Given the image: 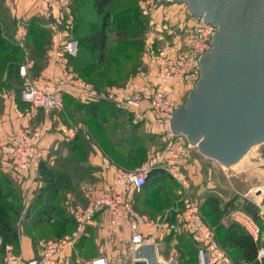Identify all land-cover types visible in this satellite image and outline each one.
<instances>
[{
	"label": "rangeland",
	"instance_id": "rangeland-1",
	"mask_svg": "<svg viewBox=\"0 0 264 264\" xmlns=\"http://www.w3.org/2000/svg\"><path fill=\"white\" fill-rule=\"evenodd\" d=\"M92 1L93 0H84V3H82V1L79 2L73 9V11H75L74 13H76V15H74L75 19L72 15L73 12L70 11L71 16L64 17V20L60 23L64 27H68L69 37H75L81 42L80 53L75 61L77 69L75 72L80 79L88 83L104 87L123 85L127 80L126 78L140 67L157 70V57L163 52L171 55H192L194 53L199 55L201 53L196 46V36L194 32L196 19L190 14L188 4H169L161 0H119L120 6L112 11V16L106 22V45L104 49L102 51L91 52V45L87 41V38L94 32L93 28L100 26L104 22V19L96 15L95 11L92 9ZM1 7L3 6L0 5V21H2L3 24H0L3 30L6 31L7 28L11 27L9 26L11 24L10 20L7 19L6 12H4ZM123 16L124 19H128L130 23H127L124 29L119 30L120 34L124 31L127 36V40L121 41L118 38L119 33L117 32V26L118 21L122 19ZM51 33L52 31L45 27V34L40 39V43L36 47L33 46L30 48L29 54L27 55V57L29 56V62H31V67L33 69L31 71V76L36 81L39 79V72L47 66V64L51 63V65H53L50 59V51L53 49V47H51ZM0 34L2 35V32ZM33 42L32 40V43ZM40 53H42L41 57L34 60L33 58ZM16 66H11L9 68L8 73L10 74V78L5 84L8 86L6 89L15 90L22 84L20 76L15 77L14 75V71H16L17 68ZM53 70L52 87L55 86L56 79L58 80V75L56 78V68L54 65ZM171 83L172 82L168 85ZM180 83L181 82H177V85ZM183 83H187L186 85L189 86L188 90H184V94L176 98L171 95L177 107L186 105L188 102L189 90L194 89L196 79L184 81ZM186 85H184L185 88ZM168 91L172 94L170 89ZM67 95H71V93H67ZM76 98L79 99L78 97ZM28 104L29 109L27 112L34 113L38 110V108L33 107L31 103ZM32 128H40V124H35ZM57 146L56 143L53 145L55 148ZM37 162L39 165L43 164L42 159L40 160L39 157ZM44 164L45 166L41 174L44 177L43 180L46 181V183L53 182L57 187L56 183L60 185L61 178H57V171H59V169H55L56 162L48 166V162L45 160ZM223 167L224 168H217V166L211 165L207 179H211L212 184L208 191L196 185L190 188L188 183L187 187L179 183V186L174 188L173 194H168L164 191V194L158 197L155 194L153 197L150 196L153 192L152 187L148 188L144 193L148 207L142 210V212L150 219H154V216H157L154 214L156 210H160L157 207L159 204L162 205L165 212L170 209L169 215H171L174 209V216H172L170 220V223L175 225L173 231L169 232L168 228H163L155 232L159 235L156 243L158 247H160V253H165V263H169L173 259L178 260L179 264L199 263L197 242L191 232L190 228L192 227L189 225L190 221L185 217V212L187 210L186 199L191 197L193 198V202L197 204L202 219H205L214 229L218 244L222 247L224 255L228 257L230 264H251L241 262L239 253L234 248H223L221 236L224 235L225 229L232 225L231 223L233 221L229 213L237 208L243 209L244 206L250 204L254 205V211L259 215L258 223L262 224V229L264 230V207L260 204L264 197V142L253 145L235 165L231 167L223 165ZM81 175H83V173L76 172V179L66 184L63 183L59 188L57 187L62 193L58 192L57 197V205L62 214H56L54 220L36 218V212L39 210L37 208H35L33 212L31 211L30 217L27 216L28 210H30V207L38 198L40 187H35L25 192L21 183L19 184V182L12 177L5 176L2 178L3 193L10 194V197L1 198L0 206H12V209L8 211V218L14 230H17L20 235L27 234L31 237L33 250L36 253L34 257L42 252V248L46 241L50 239H60L71 234L74 231L72 227L74 212L87 207L92 200L87 195H84L87 199L86 202H74V207L71 209L62 208L68 205L67 199L70 193L77 190L74 183L79 184L80 178L82 179ZM181 177L187 180V176L185 177L182 173ZM171 179L177 181L173 176H171ZM155 185L153 186L155 187ZM167 189L168 188L164 187L161 188L160 191ZM169 190L171 189H168V191ZM258 191H260L261 194H259ZM211 195H216L218 200L217 207L215 205L205 206V200L211 197ZM63 201L65 204H63ZM154 220L157 222V219ZM117 228L110 226L111 236H114L115 232L113 231ZM257 243L260 250H264V238L259 239ZM131 245L128 236L123 240L122 246L117 245L116 241L113 239H109L108 241L104 240V243H101L98 241L95 234L91 233L89 230L87 235L81 236L76 241L72 249L69 248L66 251L67 262L68 264H89L94 257L111 255L114 259L113 263L115 264L120 263L118 261L119 257H122V260L126 262L123 264H132L136 260V257L134 255V248L131 247ZM14 253L22 256L21 252L16 253L14 250ZM4 258L5 253H0V264H6ZM263 263L264 261L257 259L253 264Z\"/></svg>",
	"mask_w": 264,
	"mask_h": 264
},
{
	"label": "built area",
	"instance_id": "built-area-1",
	"mask_svg": "<svg viewBox=\"0 0 264 264\" xmlns=\"http://www.w3.org/2000/svg\"><path fill=\"white\" fill-rule=\"evenodd\" d=\"M45 2H57L65 10L70 8L71 0H43ZM164 3H175L174 0H161ZM191 14V12H190ZM192 15V14H191ZM196 19L194 32L196 46L201 52L171 55L162 53L157 57L156 75L153 79L150 69L140 67L132 73L123 85H111L99 89L94 84L80 79L72 65V58L79 50V40L75 37H67L61 43L55 45L50 51V59L56 68L55 86L45 87L32 83L28 78L22 86L21 94L24 101L31 103L33 107L45 112L53 110L63 111L65 108L63 95L71 93L83 102L110 101L119 108L135 115V122L143 119L146 111H150L154 118L164 127L167 138L166 170L184 186L186 180L181 177L178 165L185 160L191 150L196 147L187 137L176 133L172 124L176 110L179 108L173 102V98L167 90V85L172 80L191 81L199 79V65L202 56L212 48V36L217 31V26L207 20L205 14L193 15ZM21 73L27 76L26 65L21 67ZM148 104V109L143 104ZM18 117L25 114L20 109L16 111ZM2 121L0 120V127ZM45 134V127H23L7 137L6 155L0 156V162L13 174L24 177V173L30 171L37 162L38 144ZM157 157L142 166L129 169L119 165H112L113 175L110 186L100 190L90 201L87 207L74 212L76 228L74 231L60 239H50L45 242L42 252L38 257L24 259L14 253V246H5L6 264H68L66 251L75 245L76 241L86 233L98 214H105L109 225L113 228L120 227L127 222L131 231V247L137 249L142 245L155 244L159 236L155 232L168 228L173 231L174 224L170 223L173 215L160 217L157 222L136 208V195L147 183L149 173L155 167ZM38 180L41 176L36 174ZM193 198L186 199L187 210L185 217L190 221V228L199 249L198 264H230L228 257L223 253L215 236L214 229L202 219L197 204ZM231 220L241 225L255 241L264 238L262 224H259L252 215L243 209H235L231 212ZM144 227V228H143ZM0 247L3 239L0 236ZM258 259L264 261V250L259 249ZM109 255H101L93 258L89 264H115ZM119 264L126 263L122 257L118 258Z\"/></svg>",
	"mask_w": 264,
	"mask_h": 264
},
{
	"label": "crops",
	"instance_id": "crops-1",
	"mask_svg": "<svg viewBox=\"0 0 264 264\" xmlns=\"http://www.w3.org/2000/svg\"><path fill=\"white\" fill-rule=\"evenodd\" d=\"M0 5L3 6L1 8L6 12L7 19L10 20L11 24L9 25L11 27L7 28L6 31L1 27L3 35L13 43L19 44L25 53L26 60L20 64L19 68V76L22 80L21 87L25 79L28 78L34 84L52 88L54 70L51 63L39 72L37 81L31 76L33 69L31 62H29V56L27 57L31 48V41L28 38L29 26L33 18H38L42 27L49 28L52 31L51 47H54L69 37L68 27H64L60 23L64 20V17L71 16L70 8L65 10L59 3L43 0H0ZM0 23L3 24L2 21ZM23 65L27 66V76L21 73ZM150 71L154 79L156 70L150 69ZM6 76L7 72L4 78ZM171 82L170 85H167V90L170 89L171 95L175 98L183 95L184 90L189 88L186 85L187 83L180 80H172ZM177 82L182 84L177 85ZM184 85H186V88ZM191 91L192 89L189 90V93ZM65 95L67 94L65 93ZM101 103L102 110L92 112L86 109L83 111L73 107L70 99H68L63 111L45 112L38 109L33 113L27 112L29 104L23 101L21 93L17 94V89L3 88L0 92V120L2 121L0 127V156L7 154L6 146L8 145L7 137L9 135L23 127H34L35 124L45 127V134L38 144L39 159L46 160L50 165L56 162L55 167L60 170L64 177L63 180L68 179V182L76 179V172L83 173L79 184L74 183L77 190L70 193L67 199V209L73 208L74 202H86L87 199L84 195L93 199L100 190L110 186L113 175L111 167L115 164L135 169L157 157V163L153 169H160L171 175L165 168L168 157L167 153L164 152L167 143L164 127L154 118L153 114L146 111L143 119L135 122L133 113L117 107L116 104L110 101ZM143 108L147 110L148 104L144 103ZM17 109L23 111L25 116L19 118L16 113ZM79 136H82L81 141H79ZM55 143L58 145L56 148L53 147ZM211 165L224 168L219 161L205 156L198 148H193L189 156L179 163L178 169L182 175L187 176L186 183L190 188L196 185L208 191L212 184L211 179H207ZM0 172L9 175L19 184L21 183L25 192L35 187L39 188L41 185V180L39 181L36 177V174H39L42 179L38 162L30 171L24 173V177H18L11 173L1 162ZM177 181L161 179L156 182L150 196L154 197L156 194L158 197L165 192L173 194L174 188L181 183L180 181L177 183ZM164 187L171 189L173 192L168 191V189L160 191ZM144 193L145 191H140L136 195V208L143 214L145 213L142 210L148 207ZM154 207L156 208L155 205ZM157 207L160 210L155 211L154 215L157 216H154V219L169 215L170 209L165 212L161 204ZM173 211L174 209L171 214H173ZM90 229L91 233H94L101 243H104V240L113 239L117 245L122 246L126 236H128V239L131 238L130 227L126 221L115 229L113 231L115 232L114 236H111L108 219L102 213L97 215L90 225ZM18 245L21 247V254L24 258L34 257L33 243L29 235H20ZM111 258L113 257L111 256Z\"/></svg>",
	"mask_w": 264,
	"mask_h": 264
},
{
	"label": "water",
	"instance_id": "water-1",
	"mask_svg": "<svg viewBox=\"0 0 264 264\" xmlns=\"http://www.w3.org/2000/svg\"><path fill=\"white\" fill-rule=\"evenodd\" d=\"M217 26L200 60L199 79L174 115L173 130L222 165L264 142V0H174ZM261 194L260 191H258ZM260 204L264 207V197ZM132 264L165 263L155 244L135 249Z\"/></svg>",
	"mask_w": 264,
	"mask_h": 264
},
{
	"label": "trees",
	"instance_id": "trees-1",
	"mask_svg": "<svg viewBox=\"0 0 264 264\" xmlns=\"http://www.w3.org/2000/svg\"><path fill=\"white\" fill-rule=\"evenodd\" d=\"M81 1L82 3H84V0H71L70 10L71 12H73L72 13L73 18H74V15H76V13H74L75 11H73L74 6L77 5ZM91 5L93 6L92 9L95 11V14L101 16L104 19V22L100 26H96L95 28H93L94 32L87 38V41L91 45L90 47L91 52L102 51L106 45V33H105L106 22L112 16V11L116 7L118 8L120 6V1L119 0H93ZM127 23H130V21L128 19L125 20L124 16L122 19L118 21L117 32L119 33L118 38L121 41L127 40V36L125 35L126 33H124L123 31L120 34V31H119L120 29L121 30L124 29ZM2 31L3 30L0 24V33ZM44 34H45V28L41 26L39 19L36 17L33 18L30 23L29 31H28V36H29L28 38L31 41V48L33 46L36 47L40 43V39L44 36ZM32 40L34 41L33 43H32ZM80 48H81V42L79 40L78 53L75 57L72 58V64H73L75 71L77 70L75 61L79 56ZM24 54L25 53L23 51V48L19 44H15L12 41H10L5 35H3V32H2V35L0 34V92L3 90V88L8 87L5 84L8 82L10 78V74L8 73V71L11 66L15 67L17 65L16 71H14V75L15 77H19L20 64L26 60ZM41 55L42 53L36 55L33 59L34 60L38 59L39 57H41ZM6 72H7V76L6 78H4L6 75ZM96 86L99 88L104 87V86H98V85ZM21 88H22L21 85L17 87L18 94L21 93V90H22ZM21 97H22V94H21ZM63 98H64L65 107H66V100L70 99L73 107L79 108V110H83V111L88 109L92 112L96 110H102L101 102H104V101H98V102L86 103L80 100L82 102L81 103L79 100L78 101L77 99L75 100V97H70L69 95H65L63 96ZM81 139H82V136H79V141H81ZM44 161L45 160H42L43 164L39 165L41 174L45 166ZM48 166H50V164H48ZM55 169L57 168L55 167ZM5 176L8 177L9 175L0 172V199L10 197V194L3 193L4 188L2 186L1 180ZM57 178H61L60 183H59L60 185H62L63 183L66 184L68 182V179L63 180L64 177L61 174L60 170L57 171ZM43 179L44 177L42 176L38 198L33 203V205L30 207V210H28L27 216L30 217L31 211L33 212V210L37 208L39 210L36 212V215H37L36 218L42 219V220L44 219L54 220V217L56 214H62L61 210H59V207L57 205L58 192L61 193L59 191L60 189H58L60 185L56 183L58 187L57 188L53 182L46 183V181H44ZM161 179L167 180V181H174L171 179V176L167 174L165 171L160 170V169H152V171L148 175L147 183L141 191L146 192L147 189L150 187L154 189L155 187L153 185L156 184L155 182H158ZM43 183L46 185H44ZM206 205H215L217 207L218 200H217L216 195H211V197L207 198V200H205V206ZM62 208L66 209V207H62ZM11 209H12V206H7V207L0 206V236L3 239V246H4V247H0V253H3L5 251V246L8 244L15 246L13 248L16 253L21 252V247H19L18 245L20 234L18 233L17 230H14L12 223L10 219L8 218V211H10ZM228 210H229V207H228ZM243 210H245L247 213L252 215L254 219L258 222L259 215L256 211H254L255 210L254 205L252 204L246 205L243 207ZM231 212L229 213L230 215H231ZM231 224L232 225L230 227L225 229L224 235L221 236V239H222L221 242H222L223 248H227V247L234 248L239 253L241 262L251 263V264L255 263L258 259V253L260 249L257 241H255L253 237L241 225L235 222H232ZM72 227H73V230L76 228V223L74 219H73ZM89 229H90V225L87 227L86 233L83 234L84 236L87 235V232L89 231ZM38 256H35V257H38Z\"/></svg>",
	"mask_w": 264,
	"mask_h": 264
},
{
	"label": "bare ground",
	"instance_id": "bare-ground-1",
	"mask_svg": "<svg viewBox=\"0 0 264 264\" xmlns=\"http://www.w3.org/2000/svg\"><path fill=\"white\" fill-rule=\"evenodd\" d=\"M216 160V159H215ZM218 161V160H217ZM240 161V160H239ZM236 164V163H235ZM235 164H232L231 166H233V165H235ZM225 166V165H224ZM231 166H229V167H231ZM228 167V166H227Z\"/></svg>",
	"mask_w": 264,
	"mask_h": 264
}]
</instances>
